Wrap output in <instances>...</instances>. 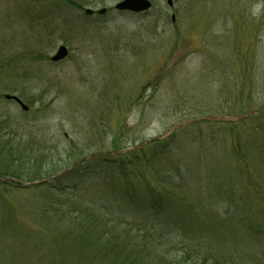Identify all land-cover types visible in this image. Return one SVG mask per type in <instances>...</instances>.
<instances>
[{
    "label": "rangeland",
    "instance_id": "obj_1",
    "mask_svg": "<svg viewBox=\"0 0 264 264\" xmlns=\"http://www.w3.org/2000/svg\"><path fill=\"white\" fill-rule=\"evenodd\" d=\"M122 1L0 0V178L35 184L88 155L136 148L184 120L264 108V0H149L152 10L140 15L116 11ZM89 9L94 16H86ZM61 46L69 55L53 63ZM258 115L237 128L207 122L176 129L164 138V160L137 169L155 180L193 164L207 182L220 180L221 192L247 195L263 210ZM119 172L90 160L33 187L0 183V264L75 263L69 254L77 244L91 264H139L142 252L116 254L94 222L122 202ZM212 191L184 185L179 196L198 202ZM213 199L201 208L228 209ZM86 216L92 224L83 223ZM223 232L224 243L210 236L221 255L234 243V231Z\"/></svg>",
    "mask_w": 264,
    "mask_h": 264
},
{
    "label": "trees",
    "instance_id": "obj_2",
    "mask_svg": "<svg viewBox=\"0 0 264 264\" xmlns=\"http://www.w3.org/2000/svg\"><path fill=\"white\" fill-rule=\"evenodd\" d=\"M253 118L259 122L257 130L264 134V113ZM227 124L237 128L245 122L207 123L214 126ZM263 140L256 139L261 142H264ZM168 141L169 139L155 141L140 150L111 159H94L104 165H114L118 168L120 170L118 174L124 182L121 185L122 202L111 212L107 210L103 213L109 215V218L99 214L94 221L97 227L104 229L103 237L107 239L106 242L111 240L115 243L113 251L117 254L125 250L134 255L142 252L144 260L139 264H264V209L254 207L247 195L236 197L232 195V189L227 192L222 189L221 192L218 183L220 180L207 182V178L200 176L199 170L193 164L185 168L178 166L175 169L178 177L165 174V178L160 176L153 180V176L147 173L142 175L141 169L145 172L153 163L159 164L164 160V155L170 148ZM260 149L263 153L259 162L262 164L261 171L264 174V145L260 146ZM150 150H154L151 156L148 155ZM244 157L243 163L249 164L248 166L253 165L254 159H250L248 154L239 153L240 159ZM139 164L143 166L140 165V172L137 169ZM198 183L207 191L213 188L212 195L198 196V202L189 201L184 195L179 196L184 185L198 186ZM46 186L49 188L52 186L54 189L52 184ZM217 194L219 196H216ZM211 198H216L213 199L216 200L215 202L217 199L222 203L227 202L228 209L225 211H212L211 207L202 209V202L204 201L205 206ZM215 202H211L212 205L216 204ZM90 217L86 216V221L83 223H91ZM73 229L71 226L70 231ZM218 231L221 233L225 231L224 237H229L228 231H234L232 234L234 243L230 247L232 251L224 255L217 252L215 246L210 243V236L217 239ZM170 237L177 238V241L173 243L172 239L169 240ZM182 238L191 239V242L193 238L195 243L185 244ZM222 238L218 239L224 243ZM69 239L72 240L68 236ZM201 240L204 242L202 243ZM185 248L189 250L188 253L184 251ZM177 253H181V258L176 256ZM69 255L75 262L72 263L73 261L70 260V264H80V262L85 264L87 260L90 264L93 263L89 251L78 244L72 247ZM169 258H173L174 263H171V260L170 263L165 261Z\"/></svg>",
    "mask_w": 264,
    "mask_h": 264
},
{
    "label": "water",
    "instance_id": "obj_3",
    "mask_svg": "<svg viewBox=\"0 0 264 264\" xmlns=\"http://www.w3.org/2000/svg\"><path fill=\"white\" fill-rule=\"evenodd\" d=\"M172 0H168V4L171 5L172 3ZM152 4L149 0H123L122 2L119 3V5H117L115 7V10L118 11V12H131V13H135V14H142V13H146L148 11H150L152 9ZM107 10L103 9V10H100L99 13H98V16H104L106 14ZM86 15L88 16H91L94 14V11L93 10H86L85 12ZM68 56V50L66 47H60L57 54L52 58L50 59L53 63H58V62H61L63 60H65ZM7 100H13L15 102H17L20 107L24 110V111H28L29 108L21 103L20 99H18L17 97L15 96H10V95H7L5 97ZM261 113H264V108L258 110V111H250V112H247L246 114L244 115H241V116H233V117H226V116H208L206 118H200V119H196V120H185L183 122H180L176 125H173L169 128V130L161 137H156L154 139H151V140H148L146 142H143L140 146L136 147V148H132V149H126V150H122V151H119V152H116V153H112V154H106V153H94V154H91L85 158H83L82 160L78 161L77 163H75L72 167H70L69 169L67 170H64L62 172H60L59 174H57L56 176L52 177L51 179L49 180H53V179H56L58 177H60L61 175L65 174V172L67 173L68 171L78 167L79 165H81L82 163H84L85 161H89L91 159H94V158H110V157H115V156H121V155H124V154H127L129 152H132L134 150H137V149H140L142 147H144L145 145L151 143V142H154V141H157V140H162L164 138H166V136H168L169 134H171L173 131H175L176 129H179L181 127H184V126H189V125H197V124H202V123H207V122H231V123H235V122H241V121H244L248 118H250L251 116L253 115H258V114H261ZM49 180H42L40 182H35L34 183H25L24 182H21V181H18V180H15V179H11V178H4V179H1L0 178V182H10L12 183L13 185L15 186H20V187H23V188H28V187H32V186H35V185H38V184H42V183H46L48 182Z\"/></svg>",
    "mask_w": 264,
    "mask_h": 264
}]
</instances>
